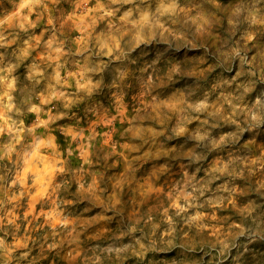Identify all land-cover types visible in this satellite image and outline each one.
<instances>
[{
	"label": "clouds",
	"instance_id": "1",
	"mask_svg": "<svg viewBox=\"0 0 264 264\" xmlns=\"http://www.w3.org/2000/svg\"><path fill=\"white\" fill-rule=\"evenodd\" d=\"M0 264H264V0H0Z\"/></svg>",
	"mask_w": 264,
	"mask_h": 264
}]
</instances>
